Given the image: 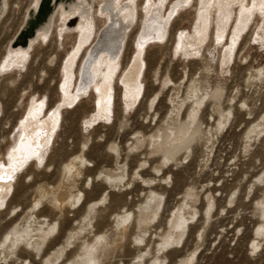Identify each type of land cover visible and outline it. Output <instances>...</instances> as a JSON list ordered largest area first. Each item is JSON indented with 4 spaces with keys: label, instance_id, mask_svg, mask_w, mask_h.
I'll return each instance as SVG.
<instances>
[{
    "label": "rangeland",
    "instance_id": "rangeland-1",
    "mask_svg": "<svg viewBox=\"0 0 264 264\" xmlns=\"http://www.w3.org/2000/svg\"><path fill=\"white\" fill-rule=\"evenodd\" d=\"M8 1L6 15L0 22V64L5 58L4 54L7 52L9 42L23 23L25 10L31 0ZM171 1L175 0H170L166 7ZM250 1L252 0H246V4H249ZM196 2V0H192L188 8L186 7L183 9L184 11L182 10L173 17L167 38L163 43L151 44L145 49L143 55L145 65L141 77L143 93L132 108L133 110H126L122 106L123 88L116 79L112 90L114 93L113 113L109 122H99L93 125V128L84 126V120L94 110V97H99L95 91H88V94L83 95L76 105L60 112L62 115L60 128L58 123L54 141L45 153L42 167L36 169L33 164H30L31 161L30 165L28 164L29 166L27 165L16 179L12 195L10 189L13 183L6 189L7 197L1 199V201H5L10 197L0 210V240L13 226L21 222L27 209L34 206V201L37 198V186L45 185L48 188L55 186L61 165L77 154L82 142L88 140L84 154L90 161L89 165L93 166L84 170L85 176L83 175V179L77 183L78 189L84 194L83 204L75 210L64 207L61 213L44 205L40 210V215L47 216L49 220H58L59 226L54 233L57 234L46 244L42 259L38 260V256L34 258V254L29 250L21 249L18 253L19 261L10 260L9 257L6 263L20 264V260L27 259L24 264H28V261L31 262L30 264H47L45 262L47 256L61 245L66 234L79 227L88 203L104 199L107 196L95 214L93 231L95 234L109 233L115 227L113 223L115 215L126 210L136 212L139 205L145 202L148 191L152 190L162 195L163 201V211L160 210L158 217L147 227L150 237L147 236L146 240L152 255L156 254L159 249L157 246L160 236L169 228V218L176 208L185 202L183 199L186 192L192 191L196 196L195 199L187 198L186 201L192 203L197 199L193 206L201 214L197 222V218L194 219L189 232L178 248H173L163 255L159 253L158 256L166 259L165 264H177L180 259L187 258L189 255L191 258L194 252L197 253L194 254L195 257L192 258L194 261L191 264H264V236L258 238L259 248L252 249V241L255 238L253 233L259 222L256 204L264 195V183H262V179L259 180V178H263L264 171V133L253 137L248 144L245 139L247 131L260 123L264 113V75L262 80L248 83L251 71L264 68V49L259 43L254 44L253 42L255 41L254 34L261 21L260 16L256 14L248 29L242 34L240 37L242 40H238L235 48L232 65H229L228 72L221 74L217 58L220 50L221 53L224 52L225 47L231 44L232 27L229 26L223 42H218L215 39L213 28L215 21L213 13H211L210 26L212 30L210 35L213 33V36L212 38L210 36L201 48L200 54L196 57H187L181 52H175L177 33L191 31L195 20ZM138 11V18L128 32V39H126L123 48L122 67L119 73L122 72L135 52L133 42L142 19L141 11ZM237 11L238 5H234L233 16ZM97 18L99 19L98 25L101 22L102 26L104 19ZM55 22L58 24V30L61 25L57 20ZM57 30L55 32L57 37L52 34L47 43L38 40L32 45L29 53L30 58L24 72H22L23 70L18 74L9 72L0 76V161L5 154L8 155V159L12 155L10 151L16 143L13 142L15 128L26 114L22 117L23 107L20 106H24L28 97L30 95H35L38 98L45 97L47 109H53L60 101L58 91V85L62 78V70L60 71L62 65L60 66V64L65 54L70 51L72 44L76 43L77 34L66 33L62 36L63 38H58L60 35ZM208 49L210 50L208 51ZM185 50L188 51L186 48L182 51ZM2 57L4 58L2 59ZM49 60H55V62L49 64ZM77 69L78 66H75L74 70ZM166 77L176 83V86L180 84L179 96L181 98L186 95L185 90L189 81L194 79H199L201 86L208 91L217 90L215 98L212 99L214 102H208L204 110L203 126L200 131H197L198 133L196 132L192 141L183 148L173 146L169 148L166 145L167 148L161 153L150 155L152 147L145 140L141 148L131 150L130 147L134 145L136 138L147 139V136L156 133V129L161 125L163 119L170 116V99L174 97L175 92L172 87H162V82ZM14 79L16 81H13ZM158 91L161 92L160 101L150 109L147 106L148 100ZM233 97L234 99L231 100ZM43 103L45 106L43 113H48L44 100ZM228 108L233 109L232 115H227ZM216 113L223 114L227 118L224 127L217 128L211 117H207V115H211L217 119L219 115ZM19 127L21 129L20 125ZM210 130L214 135L213 149L204 144L205 139L210 138L208 135ZM48 139L44 141L42 149ZM111 145L119 148L120 156L118 158L110 149ZM246 146L247 149H245ZM186 150H191V152L188 154ZM165 157H170V160L165 161ZM144 161L146 164L141 168L140 174L145 180L155 179L151 185L144 184L139 178H135L136 168ZM119 163L127 166L129 182L132 184L123 186L127 183L124 180L120 188H110L99 176L100 171L114 170ZM159 164H164L162 176L153 171V168ZM87 177L93 179L92 185L87 183L84 185ZM208 195L214 196L215 209L204 223L202 213L206 207ZM130 222L131 219L128 223ZM127 232L125 239L117 242L115 248L111 250L109 255V259H111L106 264H142L138 256H140L139 253L143 247H138V244L133 240V225H130ZM198 232L202 237L197 239ZM83 235V238L89 240L92 238L91 235L88 237ZM78 244L67 252L65 260L74 257ZM2 257L3 255L0 254V262H3Z\"/></svg>",
    "mask_w": 264,
    "mask_h": 264
},
{
    "label": "bare ground",
    "instance_id": "bare-ground-1",
    "mask_svg": "<svg viewBox=\"0 0 264 264\" xmlns=\"http://www.w3.org/2000/svg\"><path fill=\"white\" fill-rule=\"evenodd\" d=\"M169 1L170 0L30 1L25 10L22 25L14 38L9 42L7 52L4 54L5 58L2 57V59H4L0 64V76L9 72H15L16 74L21 73L22 70V72H24L30 58L29 53L32 45L38 40L47 43V40L51 39L50 36H52V34L55 35L58 25L55 22L56 20L61 25L57 30V33L60 35L58 38H63L62 36L66 33H76L77 37L76 43L72 44L70 51L68 50L69 52L65 54L60 64V66L62 65L60 67V71L62 70V78L58 85L60 101H58L51 110L47 109L45 97L38 98L35 95H30L24 106H20L23 107L22 117L25 113L26 114L19 122L21 129L19 125L15 128L16 133L14 134L15 137L13 138V142L16 143L10 151L12 155L8 159V155L5 154L0 161V210L6 205L10 198L1 201L2 198L7 197V187L13 183L10 189L12 195L14 183L27 165L32 161L30 164H33L36 169L42 167L45 153L54 141V134L57 132L58 123L60 128L62 116L60 112H62L63 109L72 108L80 101L79 99H81L83 95L88 94V91H95L100 99L99 97H94V110L84 120V126L89 128L99 122H109L113 113L112 104L114 93H112V90L116 79L123 88L121 102L124 109H132L137 104L143 93L141 77L145 65L143 58L145 49L151 44L163 43L167 38L169 25L173 17L178 15L186 7L188 8L192 2V0H175L173 2L171 1L168 7H166ZM196 1L195 20L191 27V31H180L177 33L174 46L175 52H181L187 57H196L200 54L201 48L206 44L210 36L211 38L213 36V33L210 35L212 32L210 28L212 19L211 13L214 15L215 21L213 23V28L215 30V39L218 42H223L229 26L232 27L230 35L231 44L225 47L224 52L221 53L220 50L217 58L221 74L228 72V67L234 58L238 40H242L240 37L248 29L256 14L260 16L261 21L254 34L255 41L253 42L254 44L259 43L264 49V0H252L249 4H246V0ZM7 3L9 4L8 0H0V22H2V18L6 15ZM234 5H238V11L234 14L235 16L232 14ZM138 10L141 11L140 14L142 15V19L140 18L141 15H139L141 23H139V31L133 42L135 52L122 72L119 73L122 67L121 58L123 48L127 41L126 39H128V32L138 18ZM97 17L105 20V22L103 20L102 26L100 25L101 22L98 25L99 19ZM185 48L188 51H182ZM210 49H208V51ZM53 61L55 62V60H51L49 64H52ZM75 66H78L77 70H74ZM263 75L264 68L251 71L248 76V83L262 80ZM13 81L16 80L14 79ZM98 83H100L99 86H97ZM164 86H168V88L172 87V90L175 92L174 97L170 99V116L165 117L159 127L155 126L158 127L156 133L147 136V139L141 140V138H136L133 145L134 147H130L131 150H138L141 148L145 140L148 141V145L152 147L150 155L161 153L167 148L166 145H168L169 148L171 146L179 148L185 147L192 141L196 132L201 130L203 126V113L206 105L208 102H214L212 99L215 98L217 93V90L212 91V88L210 89L211 91L203 88L199 79L189 81L185 90L186 95L183 98L179 96L180 84L176 86V83L169 77H166L162 82V87ZM160 93V91L156 92L152 98L148 100L147 106L150 109L153 108L156 102L158 103L160 101ZM38 99L40 100L38 101ZM233 99L234 97L231 100ZM43 100L46 103V112L49 111L48 113H43L45 109ZM232 111L233 109L228 108L227 115H232ZM218 115L219 117L217 119H214L211 115H207V117H211L217 128L224 127L227 118L223 116V114ZM208 118L207 121H209ZM205 130H207L206 127ZM262 133H264V113L260 123L245 134L246 144L250 143L253 137L260 136ZM208 135L210 138H206L204 144L205 146L209 145V148L213 149L214 135L211 134V130L208 132ZM47 138L49 139L42 149L43 143ZM87 145L88 140L82 142L80 151L61 165L58 175L59 178L55 186L50 188L45 185L37 186V198L34 201V206H30L24 213L21 222L13 226L0 240V254L3 255L1 259L3 262H0V264H8L9 262L6 263V260L9 257L10 260L15 259L16 262L19 261L18 253L21 249L29 250L34 254V258L38 256V260L42 259L46 244L57 234L54 233L56 229L58 230L59 226L58 220H49L47 216L40 215V210L44 205H48L51 209L58 210L59 213H61L64 207L75 210L82 206L84 194L78 189L77 183L79 180L83 179L84 170L93 166L89 165L90 161H88L84 154ZM110 149L117 158L120 156L117 146L111 145ZM245 149H247V146ZM186 151L188 154L191 152V150ZM169 158L165 157V161H169ZM145 164V161L141 162L136 168L137 172L135 173V178H139L144 184L151 185L155 182V179L145 180L140 174V170ZM163 165L159 164V166H155L153 168L154 173L162 176ZM99 176L102 177V181L108 184L110 188H120L124 180H126L127 183L123 184V186L131 183L129 182L127 166L121 163L117 164L114 170L100 171ZM261 179L262 183H264V171L263 178L261 177L259 180ZM163 180H165V178H163ZM86 183L92 185L93 179L87 177L84 185ZM148 192L149 193H147L145 197V202L143 201L144 203L139 205L136 212L126 210L123 213L121 212L115 215L113 220L115 227H113L109 233L95 234L93 231L95 214L97 213L99 205L105 202L107 196L104 199H98L88 203L82 220L80 219L81 222L79 223V227L77 226L78 228L76 230L72 229L66 234L61 245L57 246L47 258L45 257V262L47 264H106L107 261L111 259H109L111 250L115 248L117 242L125 239L126 232L130 228V225H133V240L138 244V247H143L139 253L140 256H138L142 264H165L166 259L158 256L159 253L163 255L173 248H178L182 244L183 238L189 232L194 219L197 218V222L201 214L193 206V203L197 199L192 203L186 201L187 198L195 199L196 196L192 191L186 192L183 199L185 202L179 205L174 213L172 212L173 214L168 222L169 228L160 236V241L157 246L159 249L156 251V254L152 255L151 250L148 249L149 245L146 240L147 236L150 237L147 227L158 217L159 211H163V201L162 195L159 193L152 190ZM256 205L259 222L256 231L253 233V237H255L252 241L253 250L259 248L260 243L258 238L264 236V195ZM213 209H215L214 196L208 195L206 197V207L202 213L204 223L210 217ZM130 219L131 222L128 223ZM82 234L87 235V237L91 235L92 238L90 240L85 237L83 238ZM196 237L198 239V237H202V235L198 232ZM77 243L79 244L74 257L70 260H65L67 252L75 248ZM196 253L194 252L192 255L194 256ZM193 256L190 258L189 255L187 258L180 259L177 264H191L194 261H192V258L195 257ZM26 261L27 259L20 260L19 263L24 264ZM30 263L31 262L28 261V264Z\"/></svg>",
    "mask_w": 264,
    "mask_h": 264
}]
</instances>
